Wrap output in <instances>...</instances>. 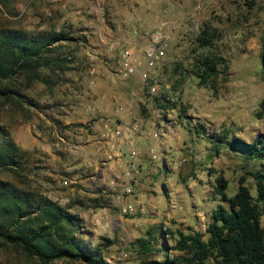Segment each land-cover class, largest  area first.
<instances>
[{
  "label": "rangeland",
  "instance_id": "rangeland-1",
  "mask_svg": "<svg viewBox=\"0 0 264 264\" xmlns=\"http://www.w3.org/2000/svg\"><path fill=\"white\" fill-rule=\"evenodd\" d=\"M6 3L7 9L0 7V29L18 30L39 39L54 32L63 43L54 44L57 49L53 55H61L63 59L67 58L66 51L74 46L72 40L84 39L81 42L86 43L83 22L98 23L100 19L109 23L110 19L108 0H6ZM195 6L201 8L200 13ZM220 6L227 7L229 13L219 15ZM155 8L162 22L175 26L171 44L177 54L173 61L166 62L170 58L168 46L165 57L144 70L146 81L144 77L136 80L137 86L131 95L132 100L137 98V93L143 98V103H132L135 120L152 122L156 127L163 122L164 131L170 133L162 139L152 138L134 145L144 170L151 169L150 179L136 190L132 201L139 205L140 212L134 216L120 215L119 198L113 191L104 193L112 197H89L80 201H75L76 196L82 195L76 190L74 197L67 195L72 207L70 212L85 218L81 225L89 236L78 235L79 240L93 248L100 247L108 264L161 261L164 251L141 254L137 250L135 241L148 234L157 236L154 246L158 250L163 249L164 242L167 248L174 244L170 236L161 237L158 232L190 227L204 233L212 211L220 203L214 190L217 177L227 180L228 197L235 194L241 176L246 177L245 185L255 195L254 181L247 172L256 165L228 150L220 141L235 137L251 143L258 136L264 137V111L260 108L264 99V0H186L184 9L177 6V0H155ZM204 11L208 12L203 16ZM192 21L199 23V30H190ZM160 25L144 31L145 44ZM64 35L68 36L67 41L62 40ZM206 57L221 59L222 63L216 66L220 73L201 86L192 73L193 65L197 59ZM40 72L50 74L46 69ZM55 80L53 75L51 84ZM43 85L37 83L26 91L28 100L39 105L38 109H27V118L0 110V124L8 129L16 145L27 152L20 176L3 172L0 180L14 185L23 180L24 187L48 195L53 192L56 181L48 175L51 165L47 156L36 147L23 149L31 147L43 120L40 115H45L47 107L41 103ZM152 86L155 93L149 95L147 88L150 90ZM151 150L156 156L154 160L149 156ZM66 190L70 189L62 191ZM167 254L173 258L177 253ZM0 264L35 263L13 248H6L0 249ZM54 264L80 263L60 260Z\"/></svg>",
  "mask_w": 264,
  "mask_h": 264
},
{
  "label": "trees",
  "instance_id": "trees-1",
  "mask_svg": "<svg viewBox=\"0 0 264 264\" xmlns=\"http://www.w3.org/2000/svg\"><path fill=\"white\" fill-rule=\"evenodd\" d=\"M0 7L7 9L6 0H0ZM58 38L54 32L39 39L18 30L0 29V110L24 119L28 108H39L36 102L28 100L26 91L37 83L51 86L54 71L66 68V59L53 55L57 49L54 44L60 42ZM62 40L67 41L68 36L64 35ZM219 61L207 57L196 60L192 73L201 86L220 73L216 68L222 63ZM41 69L51 75H42ZM147 93L151 95L148 88ZM260 108L264 111V99ZM221 140L228 150L256 165L247 172L254 181L255 195L245 185L246 177L241 176L235 194L228 197L227 180L217 177L214 190L220 203L212 211L205 232L190 227L158 232V236L168 235L174 240L171 247L167 248L164 242L163 249L158 250L154 246L156 235L138 238L135 245L141 254L165 252L161 261L151 260L147 264H264V137L258 136L251 143L235 137ZM25 155L27 152L16 145L8 129L0 124V173L19 175L24 169ZM18 182L14 185L0 180V249L13 248L35 264L60 260L108 264L100 247L93 248L79 240L78 235L89 234L78 216L47 195L24 187L25 181ZM169 251L176 252V256L170 258Z\"/></svg>",
  "mask_w": 264,
  "mask_h": 264
},
{
  "label": "crops",
  "instance_id": "crops-1",
  "mask_svg": "<svg viewBox=\"0 0 264 264\" xmlns=\"http://www.w3.org/2000/svg\"><path fill=\"white\" fill-rule=\"evenodd\" d=\"M178 2L181 1L177 0V6ZM108 5L109 23L100 19L98 23L83 22L86 43L81 42L84 39L72 40L74 46L65 53L69 64L65 62L66 68L54 71L57 80L53 87L43 85L41 103L47 107L45 115H40L43 120L31 147L23 149L36 147L47 156L51 165L48 175L56 181L53 192L47 196L68 208L69 212L72 207L67 195L73 196L74 190L82 193L76 196L75 201L89 197H112L104 193L113 191L119 198L120 215L125 210L126 215L134 216L140 212L139 205L132 203L136 190L151 175V169L144 170L134 145L152 138L162 139L170 133L164 131L163 122L159 121L161 126L156 127L152 122L135 120L132 103H143V98L136 91L137 98L132 100L137 78L127 79L118 62L120 55L127 50L142 60L145 46L142 34L161 24L162 18L157 14L155 0H108ZM219 9V15L229 13L227 7L220 6ZM177 43L182 44V41ZM83 45L87 47L83 48ZM176 51L170 42V58L166 62L174 60ZM124 122H137L140 126L137 135L125 143L122 140L109 142L102 137L103 132L109 133ZM88 124L94 125V128L87 127ZM149 156L151 160L156 158L152 150ZM131 167L134 170L126 176ZM74 184L79 186H71ZM68 188L69 191H62ZM78 217L85 220L84 215Z\"/></svg>",
  "mask_w": 264,
  "mask_h": 264
},
{
  "label": "built area",
  "instance_id": "built-area-1",
  "mask_svg": "<svg viewBox=\"0 0 264 264\" xmlns=\"http://www.w3.org/2000/svg\"><path fill=\"white\" fill-rule=\"evenodd\" d=\"M178 2V7L184 9L186 0H180ZM200 7L195 6V10H198ZM165 14L168 13V9L165 8L163 11ZM190 24L191 31L199 30V23L194 22ZM175 26L174 24H168L167 22L161 23V25L155 29L149 36L148 42L145 44L143 53H142V60L138 58L135 54L131 53L130 51H125L120 55L118 66L124 71L125 77L128 79L132 76H135L138 79L144 77V81H146V74L144 70L148 67L155 66L159 61H161L166 54L168 49L169 43L172 40L173 30ZM150 93H155V86L150 88ZM133 95V92L132 94ZM124 110V108H122ZM87 127L94 128V125L88 124ZM140 131V126L137 122L133 123H122L115 127L112 130H109V133L103 132L101 135L103 138L108 139L109 142L115 140H122L124 143L137 135ZM128 145V143H127ZM134 170L133 167L130 168L126 172V176H129V173ZM127 212L125 210L122 211Z\"/></svg>",
  "mask_w": 264,
  "mask_h": 264
}]
</instances>
